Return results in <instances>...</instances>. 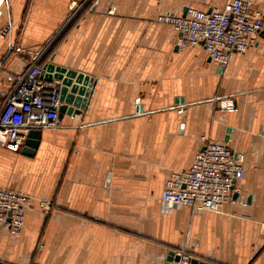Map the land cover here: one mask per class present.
I'll use <instances>...</instances> for the list:
<instances>
[{"label":"crops","instance_id":"crops-1","mask_svg":"<svg viewBox=\"0 0 264 264\" xmlns=\"http://www.w3.org/2000/svg\"><path fill=\"white\" fill-rule=\"evenodd\" d=\"M83 0H3L0 103L14 78ZM230 0H91L46 60L93 78L82 114L43 129L29 157L0 147V187L32 196L22 230L0 225V259L13 264H166L168 253L211 264H264V32L222 67L203 43L155 22ZM264 16V0H254ZM232 100L230 111L220 104ZM187 111L179 114L177 109ZM244 155L235 202L222 210H166V180L189 169L200 137ZM49 202V209L40 201Z\"/></svg>","mask_w":264,"mask_h":264},{"label":"built area","instance_id":"built-area-1","mask_svg":"<svg viewBox=\"0 0 264 264\" xmlns=\"http://www.w3.org/2000/svg\"><path fill=\"white\" fill-rule=\"evenodd\" d=\"M91 0H83L71 8L61 29L51 38L14 81L0 103V147L20 152L31 128L54 129L60 126L59 108L61 83L42 78L46 55L60 38L62 31L83 11ZM3 0H0V5ZM155 22L172 26L178 33L180 48L203 43L211 61L225 67L234 52H247L257 44L264 32V16L255 8L254 0H230L223 8L206 11L189 6L186 15L158 14ZM11 24L0 28V38L8 36ZM0 72L3 70L0 63ZM7 73V72H6ZM222 107L233 111L232 100H223ZM187 111L185 106L177 109ZM202 148L196 153L192 166L173 173L165 182L162 205L166 210L190 207L198 210L220 211L227 203L235 202L236 181L244 175V155L235 152L226 142L202 135ZM32 196L13 189L0 187V225L11 235L18 234L25 223V208ZM40 206L49 209V202ZM175 264H189L191 257L185 252ZM0 264H13L0 259ZM39 264V263H32Z\"/></svg>","mask_w":264,"mask_h":264},{"label":"water","instance_id":"water-1","mask_svg":"<svg viewBox=\"0 0 264 264\" xmlns=\"http://www.w3.org/2000/svg\"><path fill=\"white\" fill-rule=\"evenodd\" d=\"M187 8L183 15L185 16ZM42 78L46 81L58 80L61 83L60 99L62 105L59 108V118H62L65 113L72 114L74 118L79 117L85 110L87 99L91 93L93 78L84 73L78 72L64 66L57 65L53 62V58L44 63V71ZM42 137V129L31 128L26 135L22 154L32 157L36 153ZM234 192V199L237 197ZM166 264H175L182 260L181 255H177L176 251L171 250L166 258ZM189 264H211L201 260L198 257H192Z\"/></svg>","mask_w":264,"mask_h":264}]
</instances>
